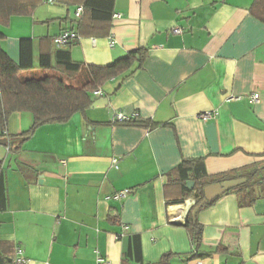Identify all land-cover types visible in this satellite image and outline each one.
<instances>
[{"label":"crops","instance_id":"crops-1","mask_svg":"<svg viewBox=\"0 0 264 264\" xmlns=\"http://www.w3.org/2000/svg\"><path fill=\"white\" fill-rule=\"evenodd\" d=\"M27 1L33 12L0 25V44L19 63L20 41L28 39L41 71V53L54 59L53 37L76 32L81 0ZM253 2L114 0L107 35L67 46L72 60L87 65L105 66L136 49L145 57L107 80L101 96L91 93L92 102L107 99L105 108L41 125L22 142L14 137L30 128L32 114H10L1 138L9 142L0 143V264H14L18 247L23 264H95L97 255L113 264H158L165 253L174 254L170 264H264V181L249 206L227 193L196 212L197 250L183 225L195 198L168 204L182 191L166 186L182 159L201 158L209 175L264 160V23L250 14ZM117 111L157 125L114 122ZM206 111L214 117L200 120ZM132 235L142 263L124 257ZM216 247L225 250L205 256Z\"/></svg>","mask_w":264,"mask_h":264},{"label":"trees","instance_id":"trees-1","mask_svg":"<svg viewBox=\"0 0 264 264\" xmlns=\"http://www.w3.org/2000/svg\"><path fill=\"white\" fill-rule=\"evenodd\" d=\"M113 4L114 0H81L82 13L77 23V35L96 37L107 35ZM34 5L35 3L27 0H0V25L6 26L13 15L31 14ZM249 12L264 23V0H254ZM2 39L4 34L0 32V43ZM68 45L57 47L53 61L51 53H41L38 57L41 73H38L40 70L38 72L34 70L28 39L20 41L19 63L13 61L0 44V139L6 133L8 117L13 112L26 111L33 117L30 128L14 137L19 142L30 137L41 125L66 123L74 114H84L92 104L93 91L99 89L110 78L130 71L135 62L140 64L145 57L143 50L136 49L105 66L87 65L72 60L67 49ZM117 123L143 127L157 125L139 118ZM166 175L168 177L166 186L177 185L182 191L181 197L168 201V204L183 203L191 196L195 198L183 225L187 229L190 242L197 250L201 242L202 226L196 216H192V212L203 200V188L226 179L245 178V182L223 194L235 193L240 207L249 206L261 194L258 189L264 181V160L209 175L201 158H187L182 159ZM188 181H192L191 187L187 185ZM4 190V178L0 171V193L3 194ZM220 196L206 202L198 210L214 204ZM224 250L225 248L216 247L205 256ZM173 255V253L163 254L158 264H170L169 260ZM191 256L197 257L196 253ZM124 257H134L137 262L142 263L138 235L131 236Z\"/></svg>","mask_w":264,"mask_h":264},{"label":"built area","instance_id":"built-area-1","mask_svg":"<svg viewBox=\"0 0 264 264\" xmlns=\"http://www.w3.org/2000/svg\"><path fill=\"white\" fill-rule=\"evenodd\" d=\"M54 1L55 0H49V2H54ZM81 12H82V7H78L76 9L75 14L77 16H80ZM173 32L174 33H180L181 29L180 28H174ZM78 38H79V36L77 35V33L75 31L63 30L58 35L54 36L52 41L57 47H63V46H66V45L76 41ZM93 94L97 95V96H101L102 92L100 89H97V90L93 91ZM237 98L238 97L229 96L226 98V101L234 100ZM249 99L253 102H257L258 96L256 93H251L249 96ZM214 115H215L214 112L206 111V112L198 113L197 117L200 120L205 121V120H208V119L214 117ZM136 118H138L136 116V114L129 116V115H126L125 113H123L121 111H117L113 115L114 122L129 121V120H133ZM116 162H117V159H112V163L116 164ZM125 195H126V190H122V191L115 193L114 197L119 199V198H123ZM13 261H14V264H23L26 261L25 257L23 256L22 250L19 247L15 249ZM95 264H113V263L110 260H108L107 258H105L101 255H97L96 260H95Z\"/></svg>","mask_w":264,"mask_h":264},{"label":"water","instance_id":"water-1","mask_svg":"<svg viewBox=\"0 0 264 264\" xmlns=\"http://www.w3.org/2000/svg\"><path fill=\"white\" fill-rule=\"evenodd\" d=\"M107 106V99L105 97H99L96 100L92 102L90 105L91 109H99V108H105ZM0 143L7 144V141L5 139H0ZM245 178H232V179H226L220 182H216L210 185H207L203 188V200L201 203L196 207L193 212L192 216H196V212L198 208L202 205H204L206 202L222 195L225 191L229 190L230 188H233L243 182H245ZM192 181H188L187 185L189 187L192 186ZM176 224H179L178 222H175Z\"/></svg>","mask_w":264,"mask_h":264},{"label":"rangeland","instance_id":"rangeland-1","mask_svg":"<svg viewBox=\"0 0 264 264\" xmlns=\"http://www.w3.org/2000/svg\"><path fill=\"white\" fill-rule=\"evenodd\" d=\"M37 72H38V70H37ZM38 73H41V71H39Z\"/></svg>","mask_w":264,"mask_h":264}]
</instances>
